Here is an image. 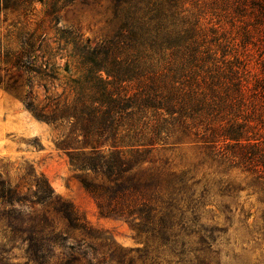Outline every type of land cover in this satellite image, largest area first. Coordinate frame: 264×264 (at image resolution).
<instances>
[{"label":"trees","instance_id":"obj_1","mask_svg":"<svg viewBox=\"0 0 264 264\" xmlns=\"http://www.w3.org/2000/svg\"><path fill=\"white\" fill-rule=\"evenodd\" d=\"M75 1L0 0L25 22L15 48L0 41V68L15 70L8 88L33 118L64 129L54 146L84 172L100 216L166 249L169 264H220L225 228L203 224L200 208L219 197L225 221L235 209L247 220L245 193L264 218V0H107L111 33L75 36L80 73L58 93L47 81L60 78L35 55L46 34L26 27L37 2L56 21ZM183 148L197 150L189 167L153 156ZM29 176L21 185L0 172V264L15 248L24 264H160L147 247L117 246L46 177Z\"/></svg>","mask_w":264,"mask_h":264},{"label":"rangeland","instance_id":"obj_2","mask_svg":"<svg viewBox=\"0 0 264 264\" xmlns=\"http://www.w3.org/2000/svg\"><path fill=\"white\" fill-rule=\"evenodd\" d=\"M107 0H77L61 9L56 21L45 16L46 5L35 4L34 14L28 17L26 29L44 32L42 45L35 55L42 56L38 63L47 64L46 72L59 80L47 81L51 91L62 92L61 86L70 77L78 76L80 65L74 57L73 41L81 35L97 41L109 35ZM19 22V23H18ZM25 22L16 13L0 12V41L2 46L15 48V35ZM43 60V61H42ZM66 66L68 70L65 71ZM43 67V66H42ZM14 69L0 68V172L3 178L13 183L26 185L35 172L48 179L55 193L69 201L84 219L94 228L101 229L111 236L117 246L122 248L147 247L151 256L157 255L160 264H169L171 255L166 249L155 250L148 241L136 240L124 220L100 216L92 196L82 186L84 172L74 169L66 155L57 150L54 140L64 133V129L54 127L33 118L25 109L19 96L8 88ZM25 79L21 77V81ZM40 92V91H39ZM41 93V92H40ZM155 159H169L174 168L189 167L197 156V150L183 148L164 150L153 154ZM224 201L231 202L229 199ZM250 212L248 219L238 210L225 221L221 209V199L213 197L211 205L200 208V221L208 227H224L225 233H216L214 247L218 250L220 264H264V218L261 205L256 197L246 198L245 193L237 200ZM232 203V202H231ZM235 204L234 202L232 205ZM93 243L99 244V240ZM102 252H107L102 248ZM25 256L21 248L10 253L9 263L24 264ZM141 264L140 260L136 261Z\"/></svg>","mask_w":264,"mask_h":264}]
</instances>
